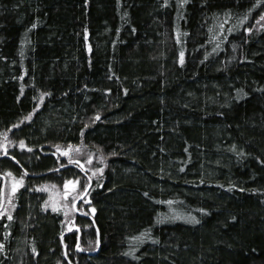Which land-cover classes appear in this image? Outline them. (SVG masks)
Wrapping results in <instances>:
<instances>
[{
  "label": "trees",
  "instance_id": "obj_1",
  "mask_svg": "<svg viewBox=\"0 0 264 264\" xmlns=\"http://www.w3.org/2000/svg\"><path fill=\"white\" fill-rule=\"evenodd\" d=\"M262 17L264 0H0V196L19 185L0 264H264ZM72 181L91 182L80 233L42 190Z\"/></svg>",
  "mask_w": 264,
  "mask_h": 264
},
{
  "label": "rangeland",
  "instance_id": "obj_2",
  "mask_svg": "<svg viewBox=\"0 0 264 264\" xmlns=\"http://www.w3.org/2000/svg\"><path fill=\"white\" fill-rule=\"evenodd\" d=\"M10 146V139L7 138L4 140L3 149L8 148ZM78 150H82L81 148H64L58 150L59 154L65 155L67 153V165L80 166L84 169H89L92 165V159L83 160L82 153H79ZM82 162V163H81ZM93 177H95L99 172L93 171ZM19 185L14 184L9 179H6L3 182L2 187V197L0 196V215L9 214L11 211L12 199L17 192ZM44 188V189H43ZM15 189V190H14ZM42 190H44L48 195V206L50 209L63 213L67 219V222L74 226V218L76 216L75 204L76 199L80 196V198L84 195L86 190L81 191L79 182L72 181L67 182L64 185H43ZM86 204H89V201H86ZM80 211V206H79ZM78 211V212H79ZM83 211V210H82ZM81 211V212H82ZM92 214L93 210L91 209ZM90 213V212H89ZM91 214V213H90Z\"/></svg>",
  "mask_w": 264,
  "mask_h": 264
},
{
  "label": "flooded vegetation",
  "instance_id": "obj_3",
  "mask_svg": "<svg viewBox=\"0 0 264 264\" xmlns=\"http://www.w3.org/2000/svg\"><path fill=\"white\" fill-rule=\"evenodd\" d=\"M91 188V182H90V185L89 187L87 188V190L89 189L90 190ZM86 190V191H87ZM89 193V191H88ZM88 195V194H87ZM83 200H85V198L83 197V199L80 198V196L76 199V204H75V210H76V216L74 218V226L70 229V232L72 231H76L78 233H80L79 231V227H77V222H78V219L79 218H90L88 217V215L86 214V211H82L83 209H85V206H81V204L83 203ZM79 206H80V211H79ZM79 211V212H78ZM82 211V212H81ZM80 235V234H79ZM80 236H78L79 238ZM80 246V241H78L77 243V252H81V249L79 248Z\"/></svg>",
  "mask_w": 264,
  "mask_h": 264
},
{
  "label": "snow or ice",
  "instance_id": "obj_4",
  "mask_svg": "<svg viewBox=\"0 0 264 264\" xmlns=\"http://www.w3.org/2000/svg\"><path fill=\"white\" fill-rule=\"evenodd\" d=\"M166 2H167V0H166ZM262 19H264V17H262ZM33 27H35V25H33ZM248 30L251 31V29H248ZM42 95H44V94H42ZM30 118L31 117L29 116V117H26L25 119H30ZM97 119H99V116H97ZM23 146H24L23 141H21V147H23ZM5 151H6V149H5ZM65 155H67V153H65ZM13 159H15V157H13ZM145 195H147V193H145ZM93 211H95V209H93ZM9 219H11V216H9Z\"/></svg>",
  "mask_w": 264,
  "mask_h": 264
},
{
  "label": "water",
  "instance_id": "obj_5",
  "mask_svg": "<svg viewBox=\"0 0 264 264\" xmlns=\"http://www.w3.org/2000/svg\"><path fill=\"white\" fill-rule=\"evenodd\" d=\"M88 191H89V189L86 191V193L83 195V197H86L87 196ZM83 197L81 199H83ZM92 254H94V253H90V255H92Z\"/></svg>",
  "mask_w": 264,
  "mask_h": 264
}]
</instances>
